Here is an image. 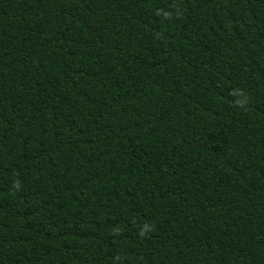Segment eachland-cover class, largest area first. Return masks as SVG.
<instances>
[{"label":"trees","instance_id":"16d2710c","mask_svg":"<svg viewBox=\"0 0 264 264\" xmlns=\"http://www.w3.org/2000/svg\"><path fill=\"white\" fill-rule=\"evenodd\" d=\"M0 264H264V0H0Z\"/></svg>","mask_w":264,"mask_h":264}]
</instances>
